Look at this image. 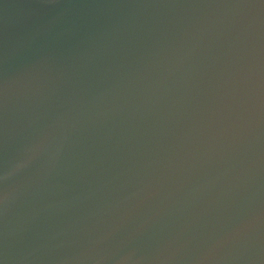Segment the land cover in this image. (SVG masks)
I'll use <instances>...</instances> for the list:
<instances>
[{"label": "water", "instance_id": "1", "mask_svg": "<svg viewBox=\"0 0 264 264\" xmlns=\"http://www.w3.org/2000/svg\"><path fill=\"white\" fill-rule=\"evenodd\" d=\"M0 264H264V0H0Z\"/></svg>", "mask_w": 264, "mask_h": 264}]
</instances>
